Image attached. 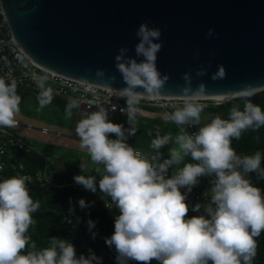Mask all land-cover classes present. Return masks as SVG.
I'll return each mask as SVG.
<instances>
[{
    "label": "clouds",
    "instance_id": "obj_1",
    "mask_svg": "<svg viewBox=\"0 0 264 264\" xmlns=\"http://www.w3.org/2000/svg\"><path fill=\"white\" fill-rule=\"evenodd\" d=\"M135 35V57L128 55L126 47H121L115 56V67L125 86L110 87L116 82L114 75L107 77L105 84L125 100L126 107L121 112L127 115L129 127L111 122L108 111L99 108L82 118L75 129L80 146L87 150L101 178L97 182L95 177L77 175L74 181L93 193L98 183L99 190L119 210L114 232L106 238V244L114 247L117 264H252L258 247L256 238L264 231V194L246 175L256 172L264 178L262 154L257 151L240 156L231 142L249 129L264 126V109L252 103L249 85L239 93L244 99L243 109L233 105L228 118L216 116L201 125L204 106L198 98L206 94V85L200 83L193 89L192 74L186 72L182 76L184 103L165 113V118L180 131L175 136L161 135L156 128L150 147L157 156H145L130 146L127 138L138 129L136 113L140 100L145 96L159 98L170 77L162 75L156 64L162 48V43L157 42L161 30L144 22ZM206 35L211 37L213 29ZM207 74L204 66L196 71L197 77ZM226 75L221 64L211 79H224ZM96 76L105 79V70L97 69ZM44 82L40 78L38 87L43 89ZM52 98L51 89L43 90L40 108L51 103ZM20 103L17 81L6 82L0 77V127L18 126ZM78 107L76 100H70L66 117L71 118L72 109ZM193 126H199L198 131L190 134L187 128ZM110 134L116 139H110ZM169 144L174 145L169 157L161 159L160 149ZM186 158L192 162H186ZM173 166L175 171L169 177L168 170ZM86 167L80 164L82 172ZM202 176L214 177L210 181V202L204 205L206 215L187 218V194ZM26 181V177L16 176L0 180V264H101V258L91 250L87 257H77L74 245L57 237L50 238L48 247L37 249L28 233L36 223L33 214L40 209V202L33 200ZM181 188L186 192L182 193ZM78 203L82 209L88 207L83 199ZM201 207L198 203L191 211L198 212ZM88 224L90 230L95 227L91 220Z\"/></svg>",
    "mask_w": 264,
    "mask_h": 264
},
{
    "label": "water",
    "instance_id": "obj_2",
    "mask_svg": "<svg viewBox=\"0 0 264 264\" xmlns=\"http://www.w3.org/2000/svg\"><path fill=\"white\" fill-rule=\"evenodd\" d=\"M1 4L17 45L52 72L101 87L114 75L116 82L110 87H124L115 56L126 47L135 57V33L147 22L161 30L156 64L170 77L160 97L186 98L182 92L186 72L192 74L193 89L206 85V94L199 98L223 96L226 103L240 97L246 86L252 93L264 90V0H1ZM209 29L211 37L206 35ZM221 64L226 78L213 81L211 75ZM201 66L208 74L197 77ZM97 69L105 70V79L96 76Z\"/></svg>",
    "mask_w": 264,
    "mask_h": 264
},
{
    "label": "trees",
    "instance_id": "obj_3",
    "mask_svg": "<svg viewBox=\"0 0 264 264\" xmlns=\"http://www.w3.org/2000/svg\"><path fill=\"white\" fill-rule=\"evenodd\" d=\"M32 95H40L36 92H20L21 99ZM51 103L59 106L65 112L69 100L62 97L52 96ZM252 103L259 105L264 109V90L254 92L250 97ZM233 105H239L241 109L244 106V99L240 97L229 99L226 103L211 105L204 109V112L216 114L221 118H228L229 109ZM75 108L72 109L73 121L75 122ZM109 120L113 123L122 124L125 129L129 127L127 115H112ZM208 120L206 123L210 122ZM137 131L135 135L128 136L127 143L130 146L140 149L153 150L150 147L151 141L156 136V128H159L160 134H171L175 136L180 129L174 123L169 122L165 117H136ZM71 126L74 123L70 124ZM199 127V126H198ZM151 131L152 135H148ZM110 139H116L114 134H110ZM171 144L160 149L161 152L167 151ZM231 147L240 156L253 155L259 151L262 154L261 168H264V126L258 130L249 129L242 133L240 139H233ZM155 151V150H153ZM13 159H19L24 163L23 169H15L7 165L0 170V180L13 176L19 177L20 173L29 172L37 174L39 171L47 170L49 179L46 183L35 182L27 183L30 195L34 201L40 202V209L33 214L36 223L30 227L29 236L31 241L35 242L37 249L48 247L50 238L57 237L72 243L75 247L77 257L80 255L88 256L89 250L101 258V264H117L116 251L110 248L105 240L114 232V219L118 215L113 210L105 208L101 203L95 202L97 193L85 190L82 185L74 181V176L83 175L84 177H95L98 180L101 174L96 170L88 172L63 171L56 172V166L39 149L29 151H20L12 156ZM186 162H192L186 158ZM256 183L264 184V178H260L256 172H250L246 175ZM97 189L98 183H97ZM83 199L87 208H81L78 201ZM193 201L187 194L186 203ZM71 209V211H70ZM193 211L189 210L188 217H192ZM94 222L95 227L89 229L88 221ZM257 239V252L253 258L252 264H264V231ZM135 264V262H130ZM152 264H157L152 261Z\"/></svg>",
    "mask_w": 264,
    "mask_h": 264
},
{
    "label": "built area",
    "instance_id": "obj_4",
    "mask_svg": "<svg viewBox=\"0 0 264 264\" xmlns=\"http://www.w3.org/2000/svg\"><path fill=\"white\" fill-rule=\"evenodd\" d=\"M0 77L6 82L12 79L17 81V94L20 92H36L41 95V92L46 89H51L52 96L62 97L67 100H76L80 107L88 112L97 111L99 108H104L108 111V115H126L121 112V108L126 107V102L123 98H118L116 92L111 88L101 87L89 82L68 77L56 72L46 70L30 58H28L22 49L15 42L8 21L2 10L0 0ZM44 78V88L41 89L37 85V81ZM186 98H171V97H143L139 104V111L136 117H165V113L171 112L175 107L181 106ZM198 102L205 108L211 105L222 103L221 100L212 98H198ZM18 126L23 125L18 119ZM31 127V126H28ZM179 128V127H178ZM180 129V128H179ZM43 132H49L46 127L41 128ZM187 131L195 133L198 131V126L187 128ZM39 149L37 145L27 142L17 136V134L8 128L0 127V170L11 165L15 169H23L24 163L19 159H13V155L20 151H29ZM145 154L142 149H135ZM157 154H149L148 157H155ZM169 155H162L161 159H167ZM175 171V166L169 168V177ZM19 177H26L27 183L41 182L46 183L49 179L47 170L39 171L37 174L23 172ZM203 184L196 185L188 195L193 199L189 203V209H192L196 204H201L202 207L198 212L193 211V216L206 215L204 205L210 202V181L214 177L203 176ZM87 190V189H85ZM182 193L186 192L185 188L180 189ZM98 196L95 197V202L101 203L105 208L115 211L119 214V210L115 204L111 202L110 197L106 196L99 189L96 190Z\"/></svg>",
    "mask_w": 264,
    "mask_h": 264
},
{
    "label": "rangeland",
    "instance_id": "obj_5",
    "mask_svg": "<svg viewBox=\"0 0 264 264\" xmlns=\"http://www.w3.org/2000/svg\"><path fill=\"white\" fill-rule=\"evenodd\" d=\"M40 95H32L21 99L19 105L20 112L16 119L23 125L11 128L17 136L38 146L39 150L45 153L48 158L55 160L62 169L78 170L80 172V164L87 165L83 172L96 170V166L92 165L90 158L87 155V150L80 146V139L76 135V126L78 122L85 118L90 113L82 110L79 105L75 108V122L73 116L66 117L65 112L59 106L52 103L40 108ZM39 109V110H38ZM216 114L202 112L201 125L206 124L208 120L215 117ZM74 123L73 126L70 124ZM31 126V127H28ZM46 127L49 132H43L41 128ZM174 146L170 145L167 151L161 152L162 155H169V149ZM133 147V146H132ZM136 149L135 147H133ZM147 154H157L156 151L142 149ZM203 176L199 178L198 185L203 184ZM251 184L261 189L264 194V184L256 183L249 179Z\"/></svg>",
    "mask_w": 264,
    "mask_h": 264
},
{
    "label": "crops",
    "instance_id": "obj_6",
    "mask_svg": "<svg viewBox=\"0 0 264 264\" xmlns=\"http://www.w3.org/2000/svg\"><path fill=\"white\" fill-rule=\"evenodd\" d=\"M83 109L81 108V111H82ZM85 111V110H84ZM88 112V111H87ZM89 113H91V112H89ZM115 115V114H114ZM112 116V115H111ZM111 116H109L108 115V119L111 117ZM136 149H140V148H136ZM50 160H51V162L52 163H54L55 164V166H56V172H58V173H61V172H63V171H77L76 169H74V170H71V169H66V170H64V169H62V167H60L59 165H58V163H56L55 162V160H52L51 158H49Z\"/></svg>",
    "mask_w": 264,
    "mask_h": 264
},
{
    "label": "bare ground",
    "instance_id": "obj_7",
    "mask_svg": "<svg viewBox=\"0 0 264 264\" xmlns=\"http://www.w3.org/2000/svg\"><path fill=\"white\" fill-rule=\"evenodd\" d=\"M148 97V96H146ZM223 98V96H219V97H213L212 99H215V100H221Z\"/></svg>",
    "mask_w": 264,
    "mask_h": 264
}]
</instances>
